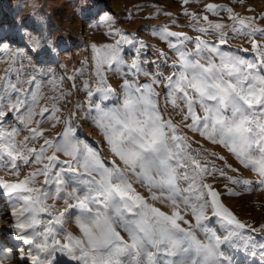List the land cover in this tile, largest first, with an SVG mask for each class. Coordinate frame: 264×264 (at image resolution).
I'll return each instance as SVG.
<instances>
[{
    "label": "snow or ice",
    "instance_id": "6c2138e0",
    "mask_svg": "<svg viewBox=\"0 0 264 264\" xmlns=\"http://www.w3.org/2000/svg\"><path fill=\"white\" fill-rule=\"evenodd\" d=\"M191 2L182 0L183 5ZM234 2L243 5L244 0ZM137 7L156 9L148 19L163 15L170 17L172 25L178 24L159 5ZM204 9L214 16L227 12L232 21L228 31L223 30L224 23L185 9L182 14L196 22L188 27L200 35L173 31L168 24L152 26L150 35L166 46V50L155 48L152 60L142 59L145 41L126 33L113 16L105 14L104 35L113 42L90 44L91 56L80 61L81 67L72 75H57L53 69L33 63V52L37 59L42 51L57 53L51 36L22 30L25 49H13L5 42L9 38L0 35V63L5 65L0 73V173L5 174L0 176V191L10 198L7 214L14 218L10 228L15 233L11 250L0 246V259L15 264H56L59 253L77 264H161V260L162 264H231L220 246L239 247L235 240L249 246L254 238L244 236L242 230L259 229L241 222L221 201V193L205 180L219 173L231 185L241 186L242 191H237L225 185L229 196L264 191V27L257 25V17H241L226 5L209 3ZM201 20L206 26L200 25ZM259 20L264 21V12ZM208 35L215 36L217 43L203 38ZM229 35L246 38L254 59L222 51L219 45L227 44ZM125 45L135 52L127 60ZM113 66L121 76L115 87L106 75ZM85 72L89 76L82 80L80 90L86 93L90 106L96 93L104 101L118 88L123 97L113 108L94 104V125L117 158L111 166L75 138L72 115H61V104H70L77 89L75 81ZM45 87L55 95H46ZM75 106L81 108L79 103ZM169 107L179 117L178 123L165 115ZM11 114L22 127L6 128ZM45 123L50 127L43 128ZM60 125L58 139L45 135ZM181 126L223 146L239 165L254 172L256 179L227 175L214 162L209 166L208 155L216 153L205 155L203 149H193ZM21 132L25 134L18 140ZM58 154L70 158L69 171H75L71 161H76L87 177H73L77 186L71 191L66 190L60 172L52 175L57 163H64ZM216 159L237 171L225 156ZM32 165L36 167L21 179L22 169ZM53 183L55 190L49 191ZM137 184L146 189L147 198L134 187ZM148 199L165 204L170 214ZM59 201L63 210L57 209ZM69 210H78V214L72 216ZM209 212L225 228L222 237L209 228ZM189 214L191 219L186 218ZM72 223L80 235L67 230L66 225ZM197 230L206 242L198 238ZM259 247L264 257V243ZM164 256L169 259H162Z\"/></svg>",
    "mask_w": 264,
    "mask_h": 264
},
{
    "label": "rangeland",
    "instance_id": "374dc122",
    "mask_svg": "<svg viewBox=\"0 0 264 264\" xmlns=\"http://www.w3.org/2000/svg\"><path fill=\"white\" fill-rule=\"evenodd\" d=\"M209 3L232 7L234 12L238 13L241 17L255 16L257 17V25L264 27V21L259 20L260 14L264 12V0H244L243 5L234 2V0H192L188 5H183L182 0H0V35L9 38L5 42L10 43L13 49H25L26 39L22 34V30L34 35L43 33L44 35L51 36L57 43V53L45 54L42 51L39 53V59H37L38 54L33 52V63L41 68H51L57 75H72L74 69L81 67L80 61L91 56L90 44L113 42V38L104 35L107 31V26L102 23V17L105 14L113 16L118 21L117 26L126 33L135 34L138 39L145 41L147 47L142 54V59L147 58L152 60L156 58L155 48H165L166 50V46L163 43L150 35L152 26L168 24L173 31L186 32L193 37L200 35L188 27L189 24L196 22L182 14L185 9L189 13H196L200 16L208 15L209 19L213 22L224 23L225 28L223 30L228 31L232 24V21L227 19L228 13L221 12L219 16H214L206 12L204 6ZM138 5H159L162 11L170 12L172 14L171 19H176L178 24L172 25L169 22L170 17L163 15L155 19H148L150 15L156 12V9L152 7L138 8ZM248 8L253 9V11H245ZM129 16H131L130 19ZM199 23L201 26H206L203 20ZM41 38L43 39V36ZM203 38L211 43H217L215 36L208 35ZM219 46L222 51L237 52L245 58L254 59L250 45L244 37L229 35L228 43ZM189 47L191 48V45ZM243 48H248L249 51L244 52L242 51ZM123 55L127 60L135 55V52L133 48L125 45ZM169 55L171 56L172 54L169 53ZM169 63H171V60ZM90 65L91 61H89ZM148 67L150 68V66ZM4 68L5 65L0 63V73H2ZM165 74H167V71H165ZM106 75L109 84H112L113 87H115L118 80H121V76L116 71V66H113L112 70L106 72ZM88 76L89 73L85 72L83 77L76 79L77 89L73 90V94L69 98L70 104L67 102L61 104V108L63 109L61 115L62 117L68 113L72 115V126L75 129V138L80 142L87 143L89 147L98 153L107 166H111V162L117 158L111 154L106 140L94 125V118L97 115L94 104L99 102L103 107L113 108L122 103L123 97L121 90L118 88L115 94L104 101L100 100L101 94L96 93L92 97L93 105L90 106L86 98V93L80 90L82 80L88 79ZM140 79L142 82H147V78L145 77H140ZM67 83H65V87H67ZM157 90L160 91L161 89L158 88ZM44 92L46 95H55V93L49 92L48 87H45ZM45 102L41 101L42 104ZM77 103L81 105V108H76L75 105ZM197 110L199 112V109ZM165 115H171L175 123L179 122V117L175 116L174 111L170 107L165 109ZM13 125L22 127L15 120V114L8 116L6 128L10 129ZM42 127L47 129L50 125L45 123ZM61 127L62 125L57 126L55 130L46 132L45 135L58 139L59 137H57L56 133L61 130ZM180 130L182 134L187 135L193 149H203L205 155L209 153H216V156L223 155L228 162L233 163V166L237 167V171L232 172L225 167L224 162L217 160L216 156L212 155H208L209 166H211V162H214L217 168H224L227 175L234 176L235 178L256 179V174L239 165L235 161V157L229 154L223 146L214 145L210 141H206L203 137H200L198 133L189 132L183 129L182 126ZM24 134V132H21L17 139H22ZM42 142L41 140L40 143ZM36 146L38 147V145ZM58 155L60 161L64 163H57L52 175L55 176L57 172H60L61 177L67 182L65 185L66 190L71 191L73 187L77 186L73 177L79 176L82 179H86L87 177L83 175V170L76 161H71V167L75 171H69L68 162L70 158L62 154ZM201 159L203 162V158ZM120 166L123 167L122 164ZM34 167L36 166L32 165L29 168L22 169L20 178L22 179ZM3 175L5 174L0 173V176ZM40 179L42 180L43 178L41 177ZM205 182L212 184L214 189L221 193V201L241 222L259 229L257 232H251L249 229L242 230L244 236L251 235L254 238L247 248L244 247L242 240H235L233 243L239 245V247H231L228 244H223L220 246L219 251L227 259L231 260V264H261L262 259H264L260 254L261 249L259 247L261 243H264V228H261V225L264 224V191L242 192L240 196H229L227 195L225 185L233 187L237 191H242L241 186L231 185L225 178L220 177L219 173L206 178ZM39 186L44 187L42 184ZM55 187V183L49 185V191H54ZM134 187L141 194L145 195L146 198L148 197L145 188L138 184L134 185ZM5 197V195L0 196V206L4 209V211L0 212V246L8 250L9 248L12 249L15 233L10 228L11 223L14 222V218L7 214L8 201ZM148 202L154 203L155 206L160 207L169 214L171 212V209L165 204L153 202L150 199H148ZM48 203L51 204L53 201L49 200ZM56 206L59 210H63L64 208L62 201L56 202ZM69 212L72 216L78 214V210H69ZM208 215L210 217L209 221H207L209 228L213 229L221 237L225 235L226 230L222 223L218 222L217 218L212 217L211 212ZM5 216L7 217L6 219L3 218ZM41 218L47 219L48 217L46 214H41ZM186 218L191 219L190 214ZM66 228L68 231L73 232V234L80 235L74 223L66 225ZM197 236L200 240L206 242L205 235L198 230ZM15 243L20 244L21 242ZM164 257L162 259H169V257ZM171 259H177V257H172ZM1 264H15V261L10 262L2 259ZM56 264H77V262L71 261L66 256L58 253ZM224 264H227V262L224 261Z\"/></svg>",
    "mask_w": 264,
    "mask_h": 264
},
{
    "label": "bare ground",
    "instance_id": "6f19581e",
    "mask_svg": "<svg viewBox=\"0 0 264 264\" xmlns=\"http://www.w3.org/2000/svg\"><path fill=\"white\" fill-rule=\"evenodd\" d=\"M4 194L2 193V191H0V196H3ZM5 199H7V201L9 200L7 197H5ZM2 208V206H0ZM3 209V208H2ZM1 241V239H0ZM11 248H9L8 250H10ZM165 258V257H164ZM2 262V259H0V264Z\"/></svg>",
    "mask_w": 264,
    "mask_h": 264
}]
</instances>
